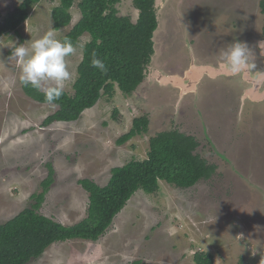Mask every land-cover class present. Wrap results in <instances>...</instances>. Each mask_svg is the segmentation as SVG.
<instances>
[{
	"label": "rangeland",
	"instance_id": "374dc122",
	"mask_svg": "<svg viewBox=\"0 0 264 264\" xmlns=\"http://www.w3.org/2000/svg\"><path fill=\"white\" fill-rule=\"evenodd\" d=\"M260 1L156 0L149 70L181 74L192 61L216 67L223 63L221 51L233 42L249 47L251 70H263ZM58 3L41 0L17 32L0 36V224L33 202L47 164L54 181L39 212L65 226L78 223L88 206L78 180L105 185L112 168L145 159L149 138L170 128L194 136L196 152L215 171L191 188L161 182L154 196L138 191L97 241L53 243L28 264H195L194 254L206 252L213 264H250L253 249L264 259V100L243 103L248 84L240 76L203 78L196 93L181 99L178 90L148 76L132 96L115 88L112 99L102 96L77 121L43 126L56 107L24 94L20 68L8 57L15 45H27L53 28L51 12ZM13 5L14 0L0 5V14ZM71 12V24L56 30L58 39L80 17L76 6ZM119 12L132 19L137 14L131 0ZM88 40L81 37L82 47L67 58L72 78L64 91L70 94ZM142 114L150 120L147 133L117 144Z\"/></svg>",
	"mask_w": 264,
	"mask_h": 264
},
{
	"label": "trees",
	"instance_id": "16d2710c",
	"mask_svg": "<svg viewBox=\"0 0 264 264\" xmlns=\"http://www.w3.org/2000/svg\"><path fill=\"white\" fill-rule=\"evenodd\" d=\"M40 1L22 0L17 3L14 10L3 16L0 36L17 32L29 18L32 7ZM124 1L59 0L52 9L53 28L59 30L71 24V10L76 6L80 17L64 38H69L74 44H78L84 35L89 40L83 45L72 94L64 91L58 101L48 103L43 92L21 85L24 94L33 101L56 107V111L44 119L43 126L77 121L102 96L112 99L115 88L125 96H132L146 79L147 67L155 52L154 33L158 28L156 0H131L137 11L135 19L120 14L119 7ZM259 7L264 15V0L260 1ZM261 39H264V20ZM93 53L104 61L106 72L91 66ZM149 122L145 114L135 117L131 130L122 135L117 144L122 145L141 133L146 134ZM198 147L194 136L170 128L149 138L145 159L131 160L112 168L105 185L100 186L90 179L78 180L88 194V206L85 218L71 226L39 212L54 181V170L47 164V177L40 183L41 191L31 196L33 202L0 224V264H28L41 257L53 243L75 239L97 241L138 191L154 196L160 191L161 182L186 189L211 178L215 167L196 152ZM213 259L208 252L193 256L195 264H213Z\"/></svg>",
	"mask_w": 264,
	"mask_h": 264
},
{
	"label": "clouds",
	"instance_id": "9594fccd",
	"mask_svg": "<svg viewBox=\"0 0 264 264\" xmlns=\"http://www.w3.org/2000/svg\"><path fill=\"white\" fill-rule=\"evenodd\" d=\"M78 47H82V45L74 44L67 37L62 40L58 39L56 29L50 28L39 38L28 41L27 45L25 43L15 45L8 60L15 61L19 66L20 74L18 80L21 85L30 86L43 92L45 100L48 103H53L62 97L66 82L72 78L67 58L74 55ZM220 55L223 62L221 67L223 73L232 76L247 75L252 67L250 62L251 51L247 44L243 42L231 43L221 51ZM91 66L101 72L107 71L104 61L96 57L95 53H93ZM147 68L149 74V66ZM156 71L159 70L157 69ZM182 73H170L168 75L182 76ZM15 82L16 78H12L11 83L14 84ZM173 89L175 90L176 88Z\"/></svg>",
	"mask_w": 264,
	"mask_h": 264
},
{
	"label": "water",
	"instance_id": "95a60500",
	"mask_svg": "<svg viewBox=\"0 0 264 264\" xmlns=\"http://www.w3.org/2000/svg\"><path fill=\"white\" fill-rule=\"evenodd\" d=\"M13 0H0V5L5 6L8 2L11 3ZM21 2L22 0H17ZM2 6V7H3ZM5 8V7H3ZM13 8V7H12ZM14 10V8L12 9ZM3 15L6 14V11H1ZM2 18H0V21ZM258 47L260 49L261 56L264 57V40L259 41ZM222 63H220L217 67L212 65H197L193 61L191 62L189 68L183 73L182 76L179 75H168L164 74L161 71L152 70L149 72L148 76L151 79L156 80V82L160 86H171L172 88H176L179 90V98L181 99L184 95L188 93H196L197 87L200 81L204 77H208L210 79H215L218 77H231L232 75L223 73L221 71ZM240 76L241 79L247 83L249 86L243 91L241 100L244 103L246 100L251 102H260L264 100V88H261L264 83V69L254 70L248 72L247 75H237ZM253 249V247H250ZM253 258H256L257 251L254 249Z\"/></svg>",
	"mask_w": 264,
	"mask_h": 264
},
{
	"label": "flooded vegetation",
	"instance_id": "af4514ba",
	"mask_svg": "<svg viewBox=\"0 0 264 264\" xmlns=\"http://www.w3.org/2000/svg\"><path fill=\"white\" fill-rule=\"evenodd\" d=\"M17 3H19L17 0H14V5H13V8H15V5H17ZM13 8H8L7 11H6V14L11 11ZM5 14V15H6ZM3 15L2 13L0 14V18H3ZM1 22V21H0ZM259 48V47H258ZM261 55V54H260ZM219 65V63L217 64V66ZM186 71V70H185ZM184 72V71H183ZM183 74V73H182ZM244 82V81H243ZM245 83V82H244ZM249 86V85H248ZM247 87L244 88V90L246 89ZM241 231V229H240ZM250 264H264V259H260L258 254L256 255V258H253V253L250 254Z\"/></svg>",
	"mask_w": 264,
	"mask_h": 264
}]
</instances>
